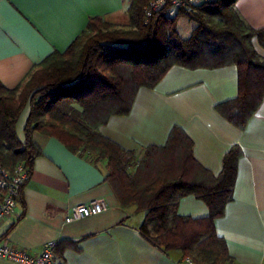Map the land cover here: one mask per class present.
<instances>
[{"label": "crops", "instance_id": "obj_1", "mask_svg": "<svg viewBox=\"0 0 264 264\" xmlns=\"http://www.w3.org/2000/svg\"><path fill=\"white\" fill-rule=\"evenodd\" d=\"M131 2L0 0V83L19 87L52 54L65 53L93 19L131 28ZM235 10L247 27L264 31V0H237ZM251 43L264 61V43L258 37ZM238 94L234 65L174 66L154 88L139 89L128 115L110 118L100 131L124 150L141 154L149 146H165L172 130L180 127L193 143L197 162L215 177L227 154L238 148L233 200L216 221V230L235 264H264V100L247 127L239 129L217 110ZM29 113L27 105L17 123L22 142ZM32 140L41 154L15 214L0 224V242L39 254L45 243L57 241L55 264H184L180 251L165 253L141 234L145 214L121 206L107 181L106 161L72 152L37 131ZM93 200H105L109 209L68 220L73 208ZM178 213L200 219L210 211L204 201L188 196L179 202ZM0 264L15 263L0 259Z\"/></svg>", "mask_w": 264, "mask_h": 264}, {"label": "trees", "instance_id": "obj_2", "mask_svg": "<svg viewBox=\"0 0 264 264\" xmlns=\"http://www.w3.org/2000/svg\"><path fill=\"white\" fill-rule=\"evenodd\" d=\"M150 1L132 0L131 28L93 19L65 53L52 54L19 87L0 83V163L7 170L23 163L31 171L41 154L33 133L56 138L72 152L106 161L107 181L121 206L145 214L139 230L155 247L165 253L180 251L184 261L194 264H235L217 234L216 221L233 200L240 150L227 154L222 173L215 177L197 162L193 143L180 127L172 130L165 146H149L142 154L124 150L100 128L114 116L128 115L139 89L154 88L174 66L234 65L238 97L217 110L245 129L264 100V61L251 43L254 37L264 43V31L244 24L235 10L237 0H215L175 18L163 11L146 23ZM181 18L196 23L189 39L178 32ZM27 105L22 142L17 123ZM188 196L204 201L209 216L179 215V202Z\"/></svg>", "mask_w": 264, "mask_h": 264}, {"label": "built area", "instance_id": "obj_3", "mask_svg": "<svg viewBox=\"0 0 264 264\" xmlns=\"http://www.w3.org/2000/svg\"><path fill=\"white\" fill-rule=\"evenodd\" d=\"M215 0H151L146 7V23L157 13L166 11L170 18L180 14L196 12V9L209 5ZM31 171L20 163L12 170H7L0 163V224L11 218L16 211L23 187L29 182ZM109 209L105 200H93L87 204L73 208L69 221L75 222L104 213ZM58 248L57 241L44 244L39 254H31L25 250L0 242V259L15 264H55V253ZM184 264H194L187 258Z\"/></svg>", "mask_w": 264, "mask_h": 264}, {"label": "rangeland", "instance_id": "obj_4", "mask_svg": "<svg viewBox=\"0 0 264 264\" xmlns=\"http://www.w3.org/2000/svg\"><path fill=\"white\" fill-rule=\"evenodd\" d=\"M220 22L221 21H218L217 19H215L213 21L214 25H218V26H219V23ZM177 25H178V31L181 34V37L183 39H186V38H189L190 37L191 32H192V28H193V26H196V23H194V22L191 23L189 20H187L185 18H181L178 21V24ZM77 110H80L81 111L82 109L79 106H77ZM42 120L45 121V122H47L48 117H44Z\"/></svg>", "mask_w": 264, "mask_h": 264}]
</instances>
